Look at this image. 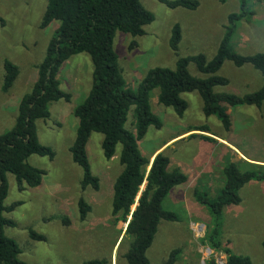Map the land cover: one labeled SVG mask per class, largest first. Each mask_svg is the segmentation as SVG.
<instances>
[{
  "label": "rangeland",
  "instance_id": "obj_1",
  "mask_svg": "<svg viewBox=\"0 0 264 264\" xmlns=\"http://www.w3.org/2000/svg\"><path fill=\"white\" fill-rule=\"evenodd\" d=\"M197 1L200 7L188 10L171 9L157 0H142L143 6L155 16L154 22L145 27V35L134 37L118 32L115 38V50L130 89L136 91L153 68L174 70L179 58L204 54L211 60L216 55L228 17L239 12L240 0ZM47 4V0H0V18L4 22L0 20V133L14 126L19 103L32 90L38 66L59 27L58 22L41 27ZM251 10L254 15L238 23L232 40L233 49L243 55L264 52V1L253 0ZM176 24L181 27L182 40L175 53L170 40ZM5 60L17 65L20 71L7 92L2 89ZM189 71L195 77H206L194 64ZM217 75L230 81L227 86L216 87L218 93L247 95L264 83L251 65L239 68L229 61ZM59 79L71 100L52 103L50 119L37 122L40 142L51 147L55 157L29 158L31 165L45 171L39 188L21 191L15 176L8 174L9 195L5 205L9 207L17 201L22 204L6 213L17 224L7 227L6 234L19 245V258L32 264H83L90 260L128 264L125 255L131 239L124 240L127 223L112 215L114 184L123 170L122 146L118 145L115 157L107 160L102 150L104 136L100 133L91 136L87 151L92 171L100 180L98 191L82 189L83 169L74 163L70 152L78 127L74 111L86 99L93 83L90 56L84 53L71 57L61 68ZM158 94L159 90L153 91L151 107L162 120L163 128L149 129L139 143L141 152L150 162L162 152L171 159L170 170L180 169L189 180L175 187L165 200V209L175 213L178 220L161 223L147 257L151 264H167L172 252L179 250L173 264H209L213 258L218 264H226L227 256L213 249L207 240L213 218L194 193L198 190L210 199L216 198L225 185L223 169L229 163H236L242 171H264V105L261 109L230 107L232 128L227 131L217 116L207 117L203 113V100L198 93L182 94L188 103L183 118L173 108L161 105ZM126 127L135 129L134 109ZM205 128L209 132L203 131ZM228 141L246 157L259 162L241 156ZM149 169L150 166L147 173ZM144 188L145 185L141 192ZM239 194L242 203L224 209L220 239L235 254L250 257L253 264H264V182H252ZM80 198L91 206L86 220L80 218ZM30 229L44 235L46 241L32 240Z\"/></svg>",
  "mask_w": 264,
  "mask_h": 264
},
{
  "label": "trees",
  "instance_id": "obj_2",
  "mask_svg": "<svg viewBox=\"0 0 264 264\" xmlns=\"http://www.w3.org/2000/svg\"><path fill=\"white\" fill-rule=\"evenodd\" d=\"M157 1L171 9L196 10L200 7L197 0ZM252 1L240 0L239 12L229 15L224 36L211 60L204 54H198L179 58L174 70L153 68L134 91L127 86L120 67L115 38L118 32L134 37L145 35V27L154 22L155 16L143 6L142 0H47L41 27L47 28L54 22H58L59 27L48 45L45 58L38 66V76L32 90L19 103L14 126L0 133V264H32L19 258V245L6 234L7 227L17 225L6 213L22 204L17 201L9 207L5 205L9 195L7 176H15L21 191L42 185L45 171L31 165L29 158L37 155L54 159L55 151L40 142L37 122L50 119L52 103L71 100V95L61 88L60 70L71 57L84 53L90 56L93 64V83L86 99L74 111L78 127L70 148L72 159L83 169L82 189L98 191L101 188L100 180L92 171L87 151L91 136L94 133L104 136L102 150L107 160L115 157L118 145L122 146L120 163L123 170L114 184L112 215L128 223L141 193L125 232L124 240L126 237L131 239L125 259L128 264H151L147 252L154 243L161 223L178 220L175 213L165 209L164 202L175 187L189 180L180 169L170 170L171 159L162 152L156 156L147 175L151 162L142 154L139 143L151 127L158 130L163 128L162 120L152 111L151 95L153 91L159 90L158 102L173 108L177 116L183 118L188 103L182 94L196 92L203 100V113L207 117L217 116L227 131L231 130L232 121L223 105L232 108L255 106L261 109L264 105V83L259 90L242 96L215 91L216 87L230 83L227 78L217 75L228 61L239 68L251 65L264 81V52L243 55L232 47L238 23L254 15ZM181 40L182 30L176 24L170 40L175 53ZM191 64L206 77L193 76L189 71ZM4 70L2 89L7 92L14 86L20 71L9 60L4 62ZM132 109L134 131L126 127ZM203 131L209 132L207 128ZM223 173L225 185L216 198L210 199L206 193L198 190L194 193L195 199L208 207L213 218L207 240L213 249L227 256L226 264H253L250 257L237 255L223 245L220 239L222 215L226 207L242 203L239 191L244 186L255 181L264 182V171H242L236 163H229ZM143 185L145 188L141 192ZM78 208L81 220H86L91 206L84 198H80ZM29 236L34 241H46V237L34 229L29 230ZM179 253V250L172 252L167 264L175 263ZM107 263V260H90L83 264ZM209 264L218 263L213 258Z\"/></svg>",
  "mask_w": 264,
  "mask_h": 264
},
{
  "label": "crops",
  "instance_id": "obj_3",
  "mask_svg": "<svg viewBox=\"0 0 264 264\" xmlns=\"http://www.w3.org/2000/svg\"><path fill=\"white\" fill-rule=\"evenodd\" d=\"M223 107L226 109L227 113L230 114V107L228 105H223ZM241 107V106H239ZM237 108V107H235ZM227 140V139H226ZM229 142V141H228ZM229 146H231L233 149H235V151H237V153H239L241 156H243L244 158H246L247 160L253 161V162H259L256 161L255 159L251 158V157H246L241 151H239L232 143H228Z\"/></svg>",
  "mask_w": 264,
  "mask_h": 264
},
{
  "label": "water",
  "instance_id": "obj_4",
  "mask_svg": "<svg viewBox=\"0 0 264 264\" xmlns=\"http://www.w3.org/2000/svg\"><path fill=\"white\" fill-rule=\"evenodd\" d=\"M157 155H158V154H157ZM157 155H156V156H157ZM156 156L153 157V159H152V162H151V164H150V169L148 170V174H147V175H149V172H150V170H151V168H152V164H153V162H154ZM140 196H141V193H140V195H139V197H138V199H137V201H136V204L134 205V208H132V213H131V215H130V217H129L128 223H129L130 220L132 219V214H133V212L135 211V209H136V207H137V205H138V202H139V198H140ZM128 223H127V226H128ZM127 226H126V229H127ZM126 229H125V231H126Z\"/></svg>",
  "mask_w": 264,
  "mask_h": 264
},
{
  "label": "bare ground",
  "instance_id": "obj_5",
  "mask_svg": "<svg viewBox=\"0 0 264 264\" xmlns=\"http://www.w3.org/2000/svg\"><path fill=\"white\" fill-rule=\"evenodd\" d=\"M213 253V252H212ZM209 256V255H208Z\"/></svg>",
  "mask_w": 264,
  "mask_h": 264
}]
</instances>
